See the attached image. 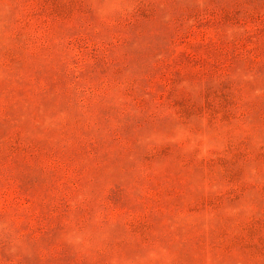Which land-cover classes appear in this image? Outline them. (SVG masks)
<instances>
[{
  "label": "rangeland",
  "instance_id": "obj_1",
  "mask_svg": "<svg viewBox=\"0 0 264 264\" xmlns=\"http://www.w3.org/2000/svg\"><path fill=\"white\" fill-rule=\"evenodd\" d=\"M0 264H264V0H0Z\"/></svg>",
  "mask_w": 264,
  "mask_h": 264
}]
</instances>
